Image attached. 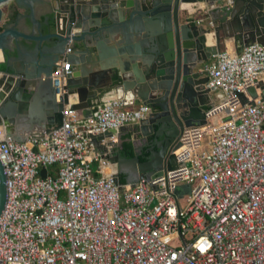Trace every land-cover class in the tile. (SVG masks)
Here are the masks:
<instances>
[{"label": "built area", "instance_id": "1", "mask_svg": "<svg viewBox=\"0 0 264 264\" xmlns=\"http://www.w3.org/2000/svg\"><path fill=\"white\" fill-rule=\"evenodd\" d=\"M68 53L51 76L57 96ZM212 59L204 89L220 101L182 131L172 169L133 184L116 182V136L100 151L91 137L148 120L149 105L110 97L91 119L66 106L59 127L25 142L0 126V264H264V45Z\"/></svg>", "mask_w": 264, "mask_h": 264}, {"label": "water", "instance_id": "2", "mask_svg": "<svg viewBox=\"0 0 264 264\" xmlns=\"http://www.w3.org/2000/svg\"><path fill=\"white\" fill-rule=\"evenodd\" d=\"M10 2L25 14L3 24L2 6ZM197 4L208 9L216 27L182 21L183 10ZM38 9L45 13L42 21L36 17ZM227 30L238 54L250 44L264 45V0H0V55L5 60L0 70V126L18 141L19 112L32 101L45 104L50 131L61 125L66 106L86 117L115 82L117 99L126 106L139 101L153 110L138 125L149 129L151 139L133 158L116 157L119 168H133L129 183L151 178L163 168L172 169L182 131L205 123V67L218 52L206 45L211 35L217 41ZM69 45L66 61L72 60L73 72L65 75L63 94L57 96L51 76ZM13 50L17 56L10 64L7 53ZM107 54L113 57L108 66ZM116 61L120 64L113 66ZM113 68L118 69L116 77ZM250 92L255 98L254 90ZM114 134L91 137L92 143ZM144 149L148 159L140 162ZM183 191L188 187L177 188L175 194ZM5 203L6 175L0 162V215Z\"/></svg>", "mask_w": 264, "mask_h": 264}, {"label": "crops", "instance_id": "3", "mask_svg": "<svg viewBox=\"0 0 264 264\" xmlns=\"http://www.w3.org/2000/svg\"><path fill=\"white\" fill-rule=\"evenodd\" d=\"M16 10H17L18 17H21L23 14H25V12L23 10H21V9H17L16 8ZM11 11H12V7H11V4H10V5L7 6V8L5 10V16L9 15ZM36 12H37L36 13L37 19L42 21L44 19V16H45L44 11L38 9ZM207 12H208V9H206L205 6L202 5V4L192 5L190 9L183 10V13H182V16H181L182 17V21L184 23H188L190 26H197L198 25V26H203L204 28H208V26H209L208 24H209V22H212V20L210 19V17L207 14ZM199 20H203V22L201 24H198L197 22ZM214 27H216V24L213 22V28ZM212 31H213V29H212ZM231 36H232V33L230 31H228V30L226 31V33L220 32L219 33V38H218L217 41L214 39V36L211 35V37H209V41H208L206 46H209V47L216 46L218 48V51L225 50V51H228L230 53L238 54L236 52L237 43L235 42L234 38H232ZM108 46L106 45L107 48H108ZM68 48L72 49V45H69L67 47V49ZM7 56L12 59V61H10V64L15 63L13 58L17 56V53L14 50L8 52ZM112 59H113V57L107 54L106 55V59L104 61V64L108 66ZM68 62H70V64H71L68 72L72 73L73 72V70H72V66H73L72 60L70 59ZM212 62H213V59L208 61L206 63V65H208V64H210ZM4 64H5V60L0 55V66H2V68H3ZM119 64H120V62L116 61L112 65L113 66H117ZM113 70H114L113 71L114 72V76L116 77L117 74H118V69L113 68ZM107 76H109V75L107 74ZM0 77H1V75H0ZM115 85H116V83L113 82L111 87L109 89L105 90V93L98 99V101L94 105V107H92L90 109V111L86 115V117H83L82 113L80 112L81 117L84 118V119L93 118L95 112L97 111V108L106 99H108L110 97L111 98H117L118 95L113 90ZM220 98L221 97H220L219 92H217V91L209 92L208 98H207V101H206V108H208L213 103L219 102ZM71 102L74 103L76 101L73 98L71 100ZM142 104L143 103H141L139 101H136L135 103H133L132 105L127 106V107L129 109H132V108H136V107H138V106H140ZM49 120H50L49 111L46 109L45 104H42L41 106H36V105H34L32 103V101H30L19 112V119H18V122H17V125H16V130L17 131L15 133L16 137L18 138V141H16V142H25L27 139H29L31 137L40 136V135L48 132L47 128L49 126ZM138 125H131V126L125 127L123 130H121L117 134H114V136H116L118 142H117L116 146L113 148V151H112V153L109 156L110 162L116 165V168L118 170L119 176L125 177V184H133L135 182H133V183L127 182L128 171L131 172L133 170V168L129 167L128 171H126L123 168L120 170V168H119V163H118V160L116 159V157H119L120 159H128V158H123L120 155V146H121V144L123 142H130L133 145V147H134V152H136L138 150V148H140V147H144L145 148V145L147 144L148 140L151 139V137H148L150 135L149 129L147 128L145 131H143V130H141L139 128ZM102 142H106V141L99 140V141H97V144H94V146H95L97 151H100L101 146H102L101 145ZM145 152L146 151L144 149L142 152H140V155H142Z\"/></svg>", "mask_w": 264, "mask_h": 264}, {"label": "trees", "instance_id": "4", "mask_svg": "<svg viewBox=\"0 0 264 264\" xmlns=\"http://www.w3.org/2000/svg\"><path fill=\"white\" fill-rule=\"evenodd\" d=\"M2 69V66H0V70ZM134 147L130 142H123L120 146V155L123 158L131 159L134 157ZM148 159V153L145 152L142 155L139 156L140 162H145ZM119 183L121 185L125 184V177L119 176Z\"/></svg>", "mask_w": 264, "mask_h": 264}, {"label": "flooded vegetation", "instance_id": "5", "mask_svg": "<svg viewBox=\"0 0 264 264\" xmlns=\"http://www.w3.org/2000/svg\"><path fill=\"white\" fill-rule=\"evenodd\" d=\"M11 7H12V11L10 12L9 15H6L5 20L3 21V24H6L7 22L14 23L15 19L18 17L17 10L12 2H11Z\"/></svg>", "mask_w": 264, "mask_h": 264}, {"label": "rangeland", "instance_id": "6", "mask_svg": "<svg viewBox=\"0 0 264 264\" xmlns=\"http://www.w3.org/2000/svg\"><path fill=\"white\" fill-rule=\"evenodd\" d=\"M10 4H11V2H10V3H7V4H5V5L2 6V9H3V11H4V14H5V10H6L7 6L10 5ZM5 17H6V16L4 15V19H3V21L5 20ZM221 51H222V50H221ZM181 203L184 204V203H185L184 200H183Z\"/></svg>", "mask_w": 264, "mask_h": 264}, {"label": "bare ground", "instance_id": "7", "mask_svg": "<svg viewBox=\"0 0 264 264\" xmlns=\"http://www.w3.org/2000/svg\"><path fill=\"white\" fill-rule=\"evenodd\" d=\"M211 41V40H210ZM212 42V41H211Z\"/></svg>", "mask_w": 264, "mask_h": 264}]
</instances>
